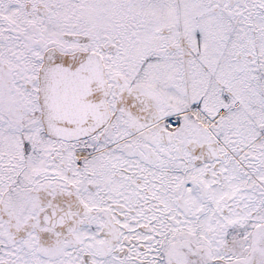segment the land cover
Returning <instances> with one entry per match:
<instances>
[{"label": "snow or ice", "instance_id": "obj_1", "mask_svg": "<svg viewBox=\"0 0 264 264\" xmlns=\"http://www.w3.org/2000/svg\"><path fill=\"white\" fill-rule=\"evenodd\" d=\"M0 264H264V0H0Z\"/></svg>", "mask_w": 264, "mask_h": 264}]
</instances>
